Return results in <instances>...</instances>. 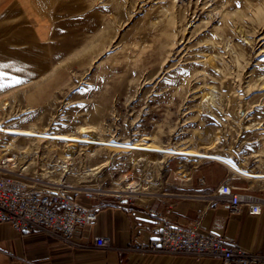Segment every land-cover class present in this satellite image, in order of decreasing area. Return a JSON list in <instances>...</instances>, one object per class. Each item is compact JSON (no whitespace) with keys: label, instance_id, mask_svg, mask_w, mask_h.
<instances>
[{"label":"rangeland","instance_id":"rangeland-1","mask_svg":"<svg viewBox=\"0 0 264 264\" xmlns=\"http://www.w3.org/2000/svg\"><path fill=\"white\" fill-rule=\"evenodd\" d=\"M39 1L68 33L49 98L0 127L96 142L0 131L16 179L113 203L168 190L171 159L218 160L168 150L264 173V0Z\"/></svg>","mask_w":264,"mask_h":264},{"label":"crops","instance_id":"crops-1","mask_svg":"<svg viewBox=\"0 0 264 264\" xmlns=\"http://www.w3.org/2000/svg\"><path fill=\"white\" fill-rule=\"evenodd\" d=\"M57 34L68 33L42 1L0 0V125L16 120L18 103H43L49 98V49ZM240 169L221 160L171 159L167 164L169 188L160 193L113 203L94 196H70L95 209L97 220L77 228L69 243L50 233L20 234L0 222V264H222L214 258L143 254L131 247L156 238L166 222L197 223L201 235L216 234L228 245L264 253V173ZM223 182L234 192L261 199L260 214H248L242 207L230 211L216 194ZM99 235L107 238L109 247L94 245Z\"/></svg>","mask_w":264,"mask_h":264},{"label":"built area","instance_id":"built-area-1","mask_svg":"<svg viewBox=\"0 0 264 264\" xmlns=\"http://www.w3.org/2000/svg\"><path fill=\"white\" fill-rule=\"evenodd\" d=\"M216 194L230 211H238L242 207L248 214L258 215L261 212V199L251 194L234 192L227 182L220 184ZM125 201L132 200L129 198ZM96 220L95 209L87 208L69 195L55 190L32 189L0 166V222L10 224L18 233H50L69 243L77 228L89 227ZM94 245L107 248L110 244L107 238L99 235L94 237ZM131 247L143 254L214 258L222 264H264V253L228 245L222 236L216 234L201 235L197 232V223L181 226L166 222L160 227L156 238L134 243Z\"/></svg>","mask_w":264,"mask_h":264},{"label":"bare ground","instance_id":"bare-ground-1","mask_svg":"<svg viewBox=\"0 0 264 264\" xmlns=\"http://www.w3.org/2000/svg\"><path fill=\"white\" fill-rule=\"evenodd\" d=\"M0 131L3 133H7V134H19V135H27V136H38V137H42V138H50V139H58V140H69V141H80V142H96L90 139H85V138H77V137H73V136H67V135H58V134H43V133H36V132H32V131H28V130H18V129H14V128H4V127H0ZM152 146V145H151ZM129 147H132L133 149L136 148H140L136 145H129ZM165 152V150H163ZM166 152L169 153H175V154H181V155H193V156H199V157H208V158H214V159H218L221 161H224L225 163L229 164L231 167H233L235 170L242 172L241 169L239 168V166L235 165L234 163H232L231 161L216 156V155H212V154H204V153H195V152H191V151H181V150H168Z\"/></svg>","mask_w":264,"mask_h":264}]
</instances>
